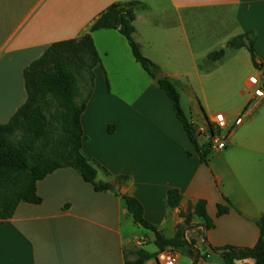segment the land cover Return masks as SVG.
<instances>
[{
	"label": "crops",
	"instance_id": "obj_1",
	"mask_svg": "<svg viewBox=\"0 0 264 264\" xmlns=\"http://www.w3.org/2000/svg\"><path fill=\"white\" fill-rule=\"evenodd\" d=\"M130 1L137 2L133 35L140 51L180 92L201 145L214 116L225 114L226 147L210 149L206 163L127 38L117 28L91 30L109 6ZM86 33L101 63L81 115L82 152L95 165L97 181L112 183L118 193L95 190L72 167L48 174L37 182L41 202H21L0 224V264H128L137 251L155 254V233L141 230L122 194L135 196L166 238L175 237L182 212L205 200L214 226L207 230L195 216L185 230L188 241L196 240V264H256L253 258L230 261L213 248L253 247L260 236L264 0H0V122L27 99L24 69L52 43ZM245 33L258 66L246 46H229ZM220 50L222 57H210ZM171 188L181 193L178 207L167 203ZM224 197L229 211L218 215ZM179 254L177 264L194 263ZM151 258L143 264H154Z\"/></svg>",
	"mask_w": 264,
	"mask_h": 264
},
{
	"label": "trees",
	"instance_id": "obj_2",
	"mask_svg": "<svg viewBox=\"0 0 264 264\" xmlns=\"http://www.w3.org/2000/svg\"><path fill=\"white\" fill-rule=\"evenodd\" d=\"M137 2L115 3L109 6L93 23L91 30L100 28H117L127 38L133 55L145 70L157 80L165 90L178 118L183 123L191 142L199 152L201 160L207 162L210 153L208 143L201 145L192 125L183 110L181 95L174 84L162 74L159 66L144 56L134 38V20L136 18ZM229 46H246L256 63V52L252 39L248 33L239 35L229 42ZM224 50L213 52L210 57H222ZM101 63L100 55L94 44L92 35L86 33L78 38H71L52 43L44 53L32 61L24 69L26 101L17 109L11 118L0 122V224L11 218L21 202L40 203L37 194V182L53 171L63 168H75L83 179L91 183L95 190H115L110 182L97 181L95 165L82 152L83 127L81 115L85 109V101L78 104L75 99L78 77L87 70L91 71L92 83L94 68ZM58 99V103L65 112V122L62 136L55 139L49 135L46 111L51 107L50 97ZM19 133L16 139L15 134ZM126 176H118L119 180H126ZM116 193H118L116 191ZM130 213L136 223L155 233V243L159 250L172 247L180 250L189 247L185 237L186 224L193 216L204 220V227L208 230L214 226L206 209V201L201 199L188 212H182L184 223L178 226L173 238H166L156 225L144 216L142 203L129 194H122ZM181 193L176 188L167 192V203L171 207H178ZM223 203L218 204V215L229 211V200L224 197ZM260 236L253 247H237L228 245L214 247L213 250H223L222 255L229 259L243 260L253 258L256 264H264V214L258 222ZM136 258L128 264H143L155 254L140 250ZM192 256L191 254H188ZM197 262V255L194 263Z\"/></svg>",
	"mask_w": 264,
	"mask_h": 264
},
{
	"label": "rangeland",
	"instance_id": "obj_3",
	"mask_svg": "<svg viewBox=\"0 0 264 264\" xmlns=\"http://www.w3.org/2000/svg\"><path fill=\"white\" fill-rule=\"evenodd\" d=\"M92 85V76L91 71L85 70L82 75L78 77L77 84H76V93H75V99L76 102L80 105L82 104L89 93V90ZM51 99V107L46 111L47 119H48V126H49V135L51 138H59L62 136L63 129H64V122H65V112L63 107L58 103V99L54 98L53 96L50 97ZM19 137V133L17 132L15 134V138L17 139ZM193 216L190 219V222L188 223L190 226H192L190 223L192 222ZM184 223V222H183ZM186 224V226L188 225ZM141 230L146 232H151L149 229L141 228ZM202 233V230H200V234ZM190 246L184 247L179 250L182 254H191L192 257H195L198 253V250L195 247L196 240L194 238L189 240Z\"/></svg>",
	"mask_w": 264,
	"mask_h": 264
},
{
	"label": "built area",
	"instance_id": "obj_4",
	"mask_svg": "<svg viewBox=\"0 0 264 264\" xmlns=\"http://www.w3.org/2000/svg\"><path fill=\"white\" fill-rule=\"evenodd\" d=\"M251 81L255 83L256 79H251ZM262 92V88L257 89L254 93L255 97L260 96ZM229 136L230 130L228 129L225 114L217 113L210 124V130L207 136V143L210 149L220 151L225 148ZM179 256L178 250L172 247H166L156 252L151 259L154 264H177Z\"/></svg>",
	"mask_w": 264,
	"mask_h": 264
}]
</instances>
